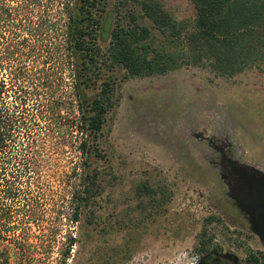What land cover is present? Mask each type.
<instances>
[{
  "label": "rangeland",
  "instance_id": "rangeland-1",
  "mask_svg": "<svg viewBox=\"0 0 264 264\" xmlns=\"http://www.w3.org/2000/svg\"><path fill=\"white\" fill-rule=\"evenodd\" d=\"M178 21H191V0H159ZM117 0H109V18L102 49L108 45L117 17ZM156 43L161 42L154 31ZM116 74V73H115ZM116 104L110 113L101 150L107 162L94 159L104 192L95 209L98 225L85 248L74 246L65 263L69 236H79L83 222L70 221L67 191L81 156L74 136L44 129L39 158L43 183L41 219L28 225L27 236L18 230L0 236V264H101L103 255L127 244L130 260L116 264H199L200 242L212 238L219 247L249 264L254 257L264 264V247L251 231L247 218L228 197L215 163L224 146L232 158L264 171V69L251 68L235 77H221L210 68L192 65L152 77L114 76ZM69 102L71 95L58 93ZM75 110V108H74ZM43 125H47L43 123ZM189 131V132H188ZM193 134H192V133ZM202 133L205 138L194 134ZM147 182L165 199L153 209L139 187ZM66 197V199H65ZM126 219L127 225H120ZM22 235V236H21ZM23 237V238H22ZM19 243L26 246L19 245ZM24 256L23 261L21 257ZM114 264V263H113Z\"/></svg>",
  "mask_w": 264,
  "mask_h": 264
},
{
  "label": "trees",
  "instance_id": "trees-1",
  "mask_svg": "<svg viewBox=\"0 0 264 264\" xmlns=\"http://www.w3.org/2000/svg\"><path fill=\"white\" fill-rule=\"evenodd\" d=\"M191 2L195 15L187 22L175 19L159 0H117L110 40L102 49L109 0H0V236L28 232V225L41 219L38 155L45 129L60 131L64 145L74 136L81 156L67 176L75 180L66 197L70 221L84 224L78 237L67 239L65 263L74 246L83 249L91 241L96 223L102 224L95 206L104 192L92 162H107L101 138L117 102L116 74L152 77L192 65L231 78L264 69V0ZM63 90L73 99L71 120L63 115L69 110L58 94ZM138 190L150 197L153 209L162 208L165 199L147 182ZM120 225H127L126 219ZM100 228L101 235L110 234ZM211 240H201L199 251H207ZM132 255L125 244L103 255L101 264Z\"/></svg>",
  "mask_w": 264,
  "mask_h": 264
},
{
  "label": "water",
  "instance_id": "water-1",
  "mask_svg": "<svg viewBox=\"0 0 264 264\" xmlns=\"http://www.w3.org/2000/svg\"><path fill=\"white\" fill-rule=\"evenodd\" d=\"M212 145L221 153L214 163L228 189V197L247 218L251 231L264 247V171L232 159L224 146Z\"/></svg>",
  "mask_w": 264,
  "mask_h": 264
},
{
  "label": "flooded vegetation",
  "instance_id": "flooded-vegetation-1",
  "mask_svg": "<svg viewBox=\"0 0 264 264\" xmlns=\"http://www.w3.org/2000/svg\"><path fill=\"white\" fill-rule=\"evenodd\" d=\"M194 135L199 136L201 139L205 138L202 133ZM199 264H238V258L230 252H225L219 247H213L202 252ZM249 264H252V262Z\"/></svg>",
  "mask_w": 264,
  "mask_h": 264
}]
</instances>
